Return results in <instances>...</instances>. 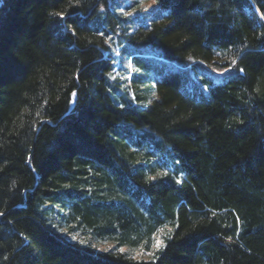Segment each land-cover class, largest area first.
I'll return each instance as SVG.
<instances>
[{"label":"trees","instance_id":"1","mask_svg":"<svg viewBox=\"0 0 264 264\" xmlns=\"http://www.w3.org/2000/svg\"><path fill=\"white\" fill-rule=\"evenodd\" d=\"M0 213V264H264V0H1Z\"/></svg>","mask_w":264,"mask_h":264},{"label":"rangeland","instance_id":"2","mask_svg":"<svg viewBox=\"0 0 264 264\" xmlns=\"http://www.w3.org/2000/svg\"><path fill=\"white\" fill-rule=\"evenodd\" d=\"M120 8V7H119ZM144 11L147 9L145 13H148L150 18L154 15L155 10L158 8L156 4L153 2H148L145 5H143ZM122 9V7H121ZM142 10V13H144ZM124 13V11H122ZM142 17V15H140ZM124 46L120 47V50H122ZM134 49V52L138 54L141 58V61L145 62L147 65V68H143L139 64H134L131 59H128L127 69L122 66V61L120 56H118L116 53L115 60H116V69L115 73L119 76L118 83L120 86L127 87V84L130 83L132 77L131 75L133 73L138 72V74H143V71H148L149 74L145 75L146 81L149 79L154 86L156 84V78H160L162 75L172 72V71H179L182 73V87H188L191 89L194 94L196 95H202L207 94L208 91V85L202 82V78L207 76L215 81H221L223 77L227 74V70L229 69L228 66L225 67H219L218 65L207 63L200 60H191L188 64H179L175 60H170L161 55L158 49H154L152 47L146 46V47H132ZM108 53V51H106ZM124 54H127L124 52ZM117 55V56H116ZM197 71V72H196ZM114 77V76H113ZM127 77V79L125 78ZM133 84V82H131ZM134 88L132 89L134 103L137 102V99L134 97ZM119 93L122 96H125L124 90H118ZM131 93V94H132ZM140 106V105H139ZM142 107V106H140ZM152 143H155V140L152 141ZM64 235L66 234L69 237L68 233H65V230L63 229ZM71 239H74V237H70ZM75 240V239H74ZM109 246H112V244H109ZM108 246H102L100 249H104ZM121 251H130L128 247H119L117 248ZM151 250V249H150ZM152 251V250H151ZM129 253H132L130 251ZM150 255L149 252H144L141 249H137L134 252V255L136 258H141V256L146 257V255Z\"/></svg>","mask_w":264,"mask_h":264},{"label":"snow or ice","instance_id":"3","mask_svg":"<svg viewBox=\"0 0 264 264\" xmlns=\"http://www.w3.org/2000/svg\"><path fill=\"white\" fill-rule=\"evenodd\" d=\"M233 63H235V61H233ZM239 71L243 72L244 69H239ZM73 95L75 96V93H73ZM241 123H243V121H241ZM0 215H3V213H0ZM231 239V238H230ZM156 247L157 248H160V247H166V245L164 244V241L163 240H158L157 241V244H156Z\"/></svg>","mask_w":264,"mask_h":264},{"label":"bare ground","instance_id":"4","mask_svg":"<svg viewBox=\"0 0 264 264\" xmlns=\"http://www.w3.org/2000/svg\"><path fill=\"white\" fill-rule=\"evenodd\" d=\"M0 4H1V0H0Z\"/></svg>","mask_w":264,"mask_h":264}]
</instances>
